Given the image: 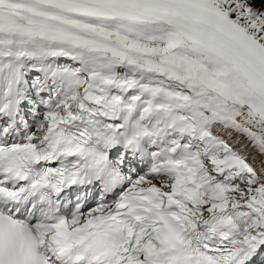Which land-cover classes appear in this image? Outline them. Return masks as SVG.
<instances>
[{
	"label": "snow or ice",
	"instance_id": "1",
	"mask_svg": "<svg viewBox=\"0 0 264 264\" xmlns=\"http://www.w3.org/2000/svg\"><path fill=\"white\" fill-rule=\"evenodd\" d=\"M40 264H264V0H0V247Z\"/></svg>",
	"mask_w": 264,
	"mask_h": 264
},
{
	"label": "clouds",
	"instance_id": "2",
	"mask_svg": "<svg viewBox=\"0 0 264 264\" xmlns=\"http://www.w3.org/2000/svg\"><path fill=\"white\" fill-rule=\"evenodd\" d=\"M43 253L40 248L35 249V255H31L28 250L19 244L8 247H0V264H40L39 256Z\"/></svg>",
	"mask_w": 264,
	"mask_h": 264
}]
</instances>
